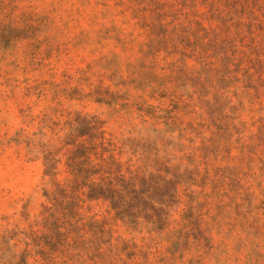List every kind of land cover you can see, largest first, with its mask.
<instances>
[{
  "label": "rangeland",
  "instance_id": "rangeland-1",
  "mask_svg": "<svg viewBox=\"0 0 264 264\" xmlns=\"http://www.w3.org/2000/svg\"><path fill=\"white\" fill-rule=\"evenodd\" d=\"M159 6L201 23L188 69L148 46ZM78 116L162 187L136 220L91 203L72 250L39 221ZM0 264H264V0H0Z\"/></svg>",
  "mask_w": 264,
  "mask_h": 264
},
{
  "label": "trees",
  "instance_id": "trees-1",
  "mask_svg": "<svg viewBox=\"0 0 264 264\" xmlns=\"http://www.w3.org/2000/svg\"><path fill=\"white\" fill-rule=\"evenodd\" d=\"M159 8L158 18L144 23L145 29L155 32L149 37L148 46L158 52L165 51L167 56L179 55L176 64L188 69V60L198 59L199 42L192 38L196 35L194 25L199 27L201 23L189 22L183 28L175 18L167 21L169 15L161 13L163 6ZM200 64L202 68L197 72L196 80L203 74L210 76L212 72V63L202 59ZM102 127L103 122L95 116H78L67 123L69 131L60 139L59 146L51 148L44 156L47 181L43 196L46 202L39 224L57 230V237L66 243L69 241L66 245L72 250L81 246V238L75 236L87 229H96L97 235L104 239L106 223L86 214L90 212L91 203H108L118 217L136 220L140 214L149 211L152 196L162 187H158L161 184L159 176L140 179L136 171L125 170L116 157L112 139L107 138ZM60 174L65 177L58 179ZM166 185L171 187V182ZM98 240L93 238L92 244H97ZM99 256H102L101 250Z\"/></svg>",
  "mask_w": 264,
  "mask_h": 264
}]
</instances>
